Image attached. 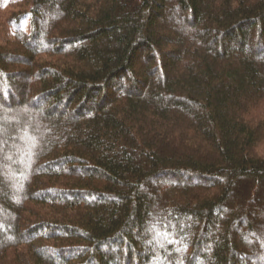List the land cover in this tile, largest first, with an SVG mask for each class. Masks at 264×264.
<instances>
[{"label":"trees","instance_id":"1","mask_svg":"<svg viewBox=\"0 0 264 264\" xmlns=\"http://www.w3.org/2000/svg\"><path fill=\"white\" fill-rule=\"evenodd\" d=\"M0 5V264H264V0Z\"/></svg>","mask_w":264,"mask_h":264},{"label":"rangeland","instance_id":"2","mask_svg":"<svg viewBox=\"0 0 264 264\" xmlns=\"http://www.w3.org/2000/svg\"><path fill=\"white\" fill-rule=\"evenodd\" d=\"M2 9V6L0 5V12H1V15H3L4 14V12H6L7 11V9L6 10H4V11H2L1 10ZM54 17V14H50V12H48V13H44V14H42V19H50V18H53ZM171 21H172V23H174V24H177L180 20L178 19V17L177 16H173L172 17V19H171ZM182 23V22H181ZM179 24V23H178ZM188 27H190V26H188ZM191 28V27H190ZM190 28H188V29H190ZM41 45H44V43H41ZM139 75H144L143 74V72H141V71H139ZM156 76V75H155ZM117 89L115 90H111L110 91V93L112 94V95H116V93H117ZM16 104V103H15ZM58 114H60V115H62L63 117H70L71 116V111L69 110V109H61L60 111H58L57 112ZM80 115H82V117L84 118L87 114H86V112H82ZM81 117V118H82ZM29 146H30V143H28V145H26V148L28 147L29 148ZM77 172H79L78 170H77ZM3 173V175L4 176H6V177H8V175H10L11 177H14L13 175H11V174H8V172L7 171H3L2 172ZM93 200V199H92ZM233 234L234 233H236L237 232V228L236 227H234V229H233ZM155 238H152L151 240L153 241ZM155 241V240H154ZM158 242V241H157ZM156 245L154 246H152V250H154V249H156ZM151 249V248H150ZM112 251H114L113 249H111ZM153 264L155 263L154 261L152 262Z\"/></svg>","mask_w":264,"mask_h":264}]
</instances>
